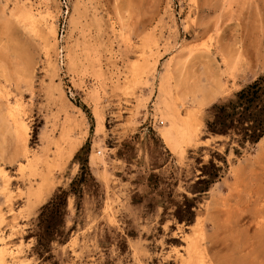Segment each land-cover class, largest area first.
<instances>
[{"label":"rangeland","instance_id":"obj_1","mask_svg":"<svg viewBox=\"0 0 264 264\" xmlns=\"http://www.w3.org/2000/svg\"><path fill=\"white\" fill-rule=\"evenodd\" d=\"M262 73L264 0H0V264H264V138L198 204L194 224L157 205L185 192L170 173L180 177L190 149L225 151L201 139L205 109ZM151 130L157 148L139 157L162 178L154 206L138 203V167L118 155ZM88 139L102 186L70 196L65 241L39 246L33 221L76 176Z\"/></svg>","mask_w":264,"mask_h":264},{"label":"trees","instance_id":"obj_2","mask_svg":"<svg viewBox=\"0 0 264 264\" xmlns=\"http://www.w3.org/2000/svg\"><path fill=\"white\" fill-rule=\"evenodd\" d=\"M92 121L91 112L79 105ZM143 141L141 134L132 136L121 144L118 151L120 158L130 165L138 167L135 185L140 192L135 193L138 203L148 202L154 206L162 178L155 169L144 167L143 157H139L142 148L156 150L159 140L151 130ZM264 138V73L245 84L229 98L220 100L205 109L202 118V141L215 139L212 147L225 146L222 153L216 149L200 146L190 149L188 167L183 168L180 177L175 175V168L170 176L175 185L184 183L185 192L174 196L173 192L163 193L162 200L157 202L164 209L163 216L169 217L179 224L190 226L197 217L198 204L203 201L211 189L229 172L245 154L253 150ZM208 150L210 159L204 161L203 154ZM91 153L90 139L75 154L72 164L79 166L78 173L67 188H58L50 199L39 209L33 221L30 236L37 239L39 246H47L56 237L65 241V218L68 214V200L75 196L79 202L85 191L97 193L102 186L92 173L89 165ZM233 153L234 159L228 161ZM171 184V183H170ZM158 192V195H157Z\"/></svg>","mask_w":264,"mask_h":264},{"label":"bare ground","instance_id":"obj_3","mask_svg":"<svg viewBox=\"0 0 264 264\" xmlns=\"http://www.w3.org/2000/svg\"><path fill=\"white\" fill-rule=\"evenodd\" d=\"M30 6H31V5H30ZM28 7H29V6H28ZM31 7H32V6H31ZM21 15H22V14H21ZM23 16H24V15H23ZM24 17H25V16H24ZM253 19H254V18H253ZM214 24H215V23H214ZM214 24H213V25H214ZM216 24H217V23H216ZM206 28H208V27H206ZM215 28H216V27H215ZM203 32H205V31H203ZM202 34H203V33H202ZM245 39H246V38H245ZM245 39H244V40H245ZM242 41H243V40H242ZM240 42H241V41H240ZM241 43H242V42H241ZM243 43H244V42H243ZM241 48H242L241 50H244L243 46H242ZM238 50H239V49H238ZM238 50H237V51H238ZM245 50H246V49H245ZM245 50H244L243 52H246ZM237 51H236V53H237ZM222 52H223V51H222ZM240 52H241V51H240ZM243 52H242V53H243ZM225 53H226V52H225ZM225 53H224V54L222 53V58H223V56H226V55H227V54L225 55ZM236 53H234L236 56H235V57L233 56V59L231 58L232 56L230 57L233 61H234V59L237 61V59H236V58H237V54H236ZM242 53H241V54H242ZM245 54H246V53H245ZM230 55H233V53L230 54ZM243 55H244V53H243ZM239 56H240V55H239ZM239 56H238V59H240ZM244 56L246 57V55H244ZM244 56L241 55L242 58H243ZM230 58H227V57H226V58H224V59H226V61H227V59H228L229 62L233 63V61H230V60H231ZM229 59H230V60H229ZM222 60H223V59H222ZM240 60H241V59H240ZM245 60H246V59H245ZM228 61H227V62H228ZM236 61H235V63H237ZM229 62H228V64H229ZM238 62H239V60H238ZM241 62H242V61H241ZM243 62H244V61H243ZM245 62H246V61H245ZM231 63H230V64H231ZM224 64H225V63H224ZM226 64H227V63H226ZM226 64H225V65H226ZM230 64H229V65H230ZM229 65H228V66H229ZM233 65H234V63H233ZM238 65H239V64H238ZM228 66L226 65L227 68H228ZM235 66H236V65H235ZM243 66H244V65H243ZM210 67H211V66H210ZM240 68H242V67H240ZM240 68H237V69L239 70ZM210 69H211V68H210ZM229 69H231V68L229 67ZM237 69H236V71H235L234 69H232V70L235 71V72H237ZM232 70H231V71H232ZM225 71H226V70H225ZM229 71H230V70H229ZM229 71H228V72H229ZM231 71H230L229 73H231ZM205 72H206V70H205ZM212 72H213V71H212ZM212 72H210V73H212ZM218 72H220V71L218 70L217 73H218ZM202 73H204V72L202 71ZM206 73H208V71H207ZM213 73H214V72H213ZM205 75H206V74H205ZM203 76H204V75H203ZM210 76H211V75H210ZM204 77H205V76H204ZM204 77H203V78H204ZM207 77H209V74H208ZM212 77H214V76H211V78H212ZM219 77H220V76H219ZM205 78H206V77H205ZM208 79L211 80L210 77H209ZM219 79H220V78H219ZM201 82H202V81H201ZM205 82H206V81H205ZM199 83H200V81H199ZM212 83L215 84V82H214V78H212V81H211L210 84H212ZM200 84H201V83H200ZM210 84H209V85H210ZM216 84H219V81H218V83H216ZM220 84H221V83H220ZM207 85H208V84H207ZM209 85H208V86H209ZM200 86H201V85H200ZM202 87H203V85H202ZM202 87L199 88V89H200V90H201V89H204V88H202ZM214 87H215V86H213V88H214ZM160 88H161V87H160ZM209 88H210V86H209ZM219 88L221 89L220 86H219ZM206 89H207V87H206ZM161 90H162V88H161ZM208 90H209V89H208ZM208 90L205 91L206 94H207V91H208ZM210 90L212 91L211 88H210ZM214 90H216V89H214ZM202 91H203V90H202ZM217 92H219V91H217ZM217 92H214V93L217 94ZM212 93H213V91H212ZM202 95H203V94H202ZM208 95H209V93H208ZM208 95H207V96H208ZM212 95H213V94H212ZM214 96H215V95H214ZM209 97H211V96L209 95ZM203 98L205 99L206 97L203 95ZM212 99H213V98H212ZM207 100H208V99H207ZM210 100H211V99H210ZM205 101H206V100H205ZM203 103H204V102H202V104H203ZM205 103H206V102H205ZM202 104H200V106H202ZM198 105H199V104H198ZM203 105H204V104H203ZM166 106H167V105H166ZM196 112H197V111H196ZM197 113H198V112H197ZM189 114H190V116H192V118H191L190 116L188 117V118H191L190 122H191L192 120H194L193 122L197 121L196 119H193V117L196 118L195 115H194V116L192 115V114H195V112H193V113H192V112H190V113L188 112L187 116H188ZM198 115H199V113H198ZM196 116H197V115H196ZM182 120H184V119H182ZM185 121H186V125H185V123H182V124L185 126V128H187V127H186V126L188 125L187 117H186V120H185ZM185 121H182V122H185ZM16 123H17V122H16ZM175 123H176V124H175ZM175 123H174L175 125H174L173 127H172V126H171V127L174 128L178 133H180L182 127H184V126L180 125V126H182V127H181V129H179V127H177V126H178V124H180L181 122L178 123V124H177V122H175ZM190 124H192V122H191ZM190 124H189V125H190ZM194 125H195V124H194ZM99 126H100V123H99ZM99 126H98V127H99ZM101 126H102V124H101ZM101 126H100V127H101ZM191 126L194 127L193 125H190V127H191ZM100 127H99V128H100ZM188 127H189V126H188ZM192 127H191V128H192ZM101 129H102V127H101ZM165 129H166V128H165ZM183 129H184V128H183ZM188 129H190V128H187V130H188ZM99 130H100V129H99ZM18 132H19V131H18ZM166 132H167V131H166ZM21 134H22V133H21ZM180 134H181V133H180ZM164 135H166L165 138L167 139V142H172V143L175 142V141H174V138H173V135L171 134V131H170V130H169L166 134L164 133ZM186 135H187V133H184V135H182V136L184 137V136H186ZM163 137H164V136H163ZM183 137H181V138H183ZM188 139H189V136L187 135V142H189ZM190 140H191V139H190ZM175 143H176V142H175ZM177 144H178V143H176V145H177ZM179 146H180V145H179ZM179 146H178V147H179ZM175 147H176V146H175ZM73 148H74V147H73ZM74 149H76V147H75ZM181 149H182V148H181ZM71 150H72V149H71ZM71 150H70V151H71ZM72 152H73V150H72ZM69 153H70L69 155L72 154L71 152H69ZM261 154H263V153L261 152ZM71 156H72V155H71ZM71 156H68V157L70 158ZM237 169H238V168H237ZM237 169H236V172L238 171ZM242 172H243V171H242ZM239 173H240V175H241V172H239ZM239 173H238V174H239ZM243 173H244V172H243ZM243 173H242V174H243ZM246 173H247V174L244 175V176H247V175H248V172H246ZM235 177L237 178V177H239V175H237V176H235ZM241 178H242V180H241ZM234 179H235V178H234ZM244 179H245V178H244ZM259 179H260V178H259ZM259 179H258V180H259ZM237 180H239V178H237ZM237 180H236V181H237ZM250 180H251V179H250ZM239 181H241V182H242V181H245V182H246L247 179L243 180V176H242V177H240V180H239ZM239 181H238V182H239ZM245 182H243V183H245ZM248 183H249V182H248ZM248 183H247V184H248ZM247 186H248V189H250L249 186H252V185L249 184V185H247ZM245 187H246V186H244V189H245ZM246 189H247V188H246ZM251 189H252V188H251ZM247 191L249 192V190H246V194H250V193H248ZM244 192H245V190H244ZM214 209H215V208H214ZM262 209H263V208H262ZM215 210H216V209H215ZM242 210H243V209H242ZM218 211L221 212V210H218ZM241 212H243V211H241ZM241 212H240V213H241ZM216 213H219V212L216 211ZM239 215H240V214H239ZM235 216H236V214H235ZM2 217H4V216H2ZM2 217H1V218H2ZM236 219H237V218H236ZM238 219L240 220V216L238 217ZM239 220H238V222H240ZM1 222H2V221H1ZM235 222L237 223V220H235ZM252 222H253V221H252ZM236 223H235V225H237ZM240 223H241V222H240ZM240 223H239V224H240ZM258 223H259V222H258ZM239 224H238V225H239ZM232 225H233V224H232ZM232 227H233V226H232ZM235 228H236V226H235ZM140 250H142V248H141ZM0 260H1V257H0ZM3 261H4V260H3Z\"/></svg>","mask_w":264,"mask_h":264}]
</instances>
